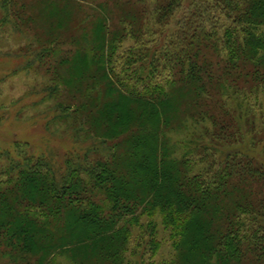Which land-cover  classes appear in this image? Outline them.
Listing matches in <instances>:
<instances>
[{"label":"trees","instance_id":"obj_1","mask_svg":"<svg viewBox=\"0 0 264 264\" xmlns=\"http://www.w3.org/2000/svg\"><path fill=\"white\" fill-rule=\"evenodd\" d=\"M188 1L3 0L50 45L54 120L90 146L0 168V264H152L159 225L162 264H264V158L238 145L242 85L264 88V0Z\"/></svg>","mask_w":264,"mask_h":264},{"label":"rangeland","instance_id":"obj_2","mask_svg":"<svg viewBox=\"0 0 264 264\" xmlns=\"http://www.w3.org/2000/svg\"><path fill=\"white\" fill-rule=\"evenodd\" d=\"M193 2L194 0L187 2L189 4L183 10L184 13L192 10L188 7ZM2 3L3 0H0V154L8 152L9 156H0V168L10 165L14 160L22 163L25 156L43 154L54 162L64 163L69 152L87 150L90 146L88 137L81 134L80 138H77L74 135V125L68 123L69 121L54 120L53 110L57 101L49 93V89L54 87L53 72L49 67L53 54L39 61L36 51L49 48L50 45L36 41L34 36H37L39 30L25 22L20 6L18 8L12 6L11 10L10 8L7 10ZM184 13L180 14L179 19ZM171 28L174 29V26ZM130 46H133V40L128 38L124 47ZM251 87V83H244L241 97L251 106V112H248L247 117L254 132L249 131L250 126L246 124L248 121H244L242 131L247 134V143L238 145L241 148L246 147L251 154L264 158V88L256 92ZM58 91L57 100L64 94L62 90L58 89ZM231 97L236 98L234 90L223 94L220 101L226 103ZM254 142L256 147L253 145ZM18 145L21 148H18ZM101 154L108 156V152ZM94 156L96 155H92V160L90 157L91 163L95 161ZM199 166L203 165L199 164ZM144 220L147 221L146 218ZM155 221L159 224L161 222L157 217ZM159 227L160 240L164 238V241L161 243L159 253L152 259V264H162L174 255V249L170 247L169 235L161 225ZM147 242L148 239L145 240L142 248L147 247ZM134 247H136V239H133L131 249ZM143 251V249L141 252L138 251L139 255L136 257L142 259L140 264H149L150 255L143 254ZM62 259H59L61 264L63 261L65 264L71 263Z\"/></svg>","mask_w":264,"mask_h":264}]
</instances>
